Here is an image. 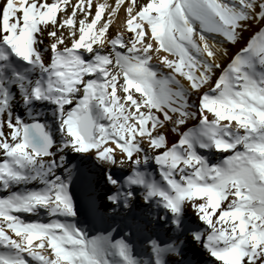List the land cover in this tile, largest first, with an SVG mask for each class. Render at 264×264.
<instances>
[{"label": "bare ground", "instance_id": "obj_1", "mask_svg": "<svg viewBox=\"0 0 264 264\" xmlns=\"http://www.w3.org/2000/svg\"><path fill=\"white\" fill-rule=\"evenodd\" d=\"M83 1L0 0L5 76L0 88V264L15 258L47 264L46 253L26 252L21 245L30 229L50 232L56 222L57 206L46 203L47 182L58 177L60 192L85 176L108 178L110 188L103 184L101 189H108L103 203L116 219L106 228L117 231L112 235L127 255H133L134 245L123 241L120 218L144 189L150 199L145 197L148 203L138 216L171 264H258L264 240L242 219L235 199L215 190L229 172L257 165L250 188L264 196V92L253 85H264V32L256 34L264 24V0L189 5L187 27L176 37L181 51L176 67L174 54L163 52L157 38L144 48L152 38L150 17L158 11L164 16L171 0H117L115 6V0H92L87 8ZM74 3L81 5L73 9ZM66 50L72 53L63 54ZM153 56L151 65L168 86L154 116L148 109L141 115L156 126L146 123L142 131L131 127L121 133L120 116L108 99L110 87L126 76L138 79L136 72ZM121 64L124 70L115 72ZM121 91L119 98L126 94ZM142 101L136 98L134 104ZM86 112L95 123L89 142L80 141L76 129L77 118ZM36 118L46 121L53 140L46 155L23 142L24 125ZM10 160L13 170L6 167ZM238 183L230 182V194ZM96 196L79 186L74 208L92 217L101 210ZM9 218L23 220L26 234L7 230ZM104 221L99 215L97 222ZM255 222L262 225V219Z\"/></svg>", "mask_w": 264, "mask_h": 264}, {"label": "rangeland", "instance_id": "obj_2", "mask_svg": "<svg viewBox=\"0 0 264 264\" xmlns=\"http://www.w3.org/2000/svg\"><path fill=\"white\" fill-rule=\"evenodd\" d=\"M91 1L92 0H84L82 3L83 7L87 8ZM102 1L109 2V0ZM145 1L141 5V8H145V6L148 4V1L147 4ZM116 2L117 0H115L114 6L116 5ZM80 5L81 4L74 3L72 8L75 9L76 7H80ZM189 5L196 7L199 6L200 3L199 0H171V3L168 5V10L165 12L164 16H161L158 11L156 13V17H150L152 21V38H150L149 41L146 42L144 48L145 50H147V48L150 47L152 42L157 38L162 45L163 52L165 50L174 54V67L178 65V58L181 55L180 46L178 41L176 40V37L178 31H183L187 27L184 19V11ZM7 9L11 10L13 8L11 6H7ZM22 11L23 7L14 9V12L17 13H21ZM263 32L264 24L263 26L261 25V27H259L256 34H259L258 36H261ZM7 37L8 35L5 38L7 39ZM259 39L261 40V42L263 41V37H260ZM68 51L72 53L71 50L62 52L63 54H69ZM82 54L83 53L80 52V55ZM62 57L64 56L61 55V59ZM152 59H154V56L153 58L151 57L147 59L145 64L136 72L135 76L139 74L138 79L136 77L135 80H131L126 76L124 77L125 81L123 83H115L110 87L111 91L109 90L110 92H108V99L109 101H111L112 108H116V114L120 116L121 122L119 124V131L121 133L124 132L123 130H128L131 127H136L135 132H139V130L142 131L146 123L153 124V128L156 126L155 123L150 120V118L145 117L144 119V117L141 115V111L144 109H148V116L153 117L158 100L162 98L163 89L167 87L168 84L167 80L159 78L158 72L155 71V68L151 65ZM115 69V72H117L118 70H124V67L121 64L118 67L116 66ZM139 79L141 81L138 83L137 81ZM253 85L254 89H259L264 92V85H261L259 83H254ZM121 89H124L126 94H122L119 98L118 95L122 93ZM135 97L143 98V101L134 104V101L136 99ZM126 107H128L127 110ZM134 110L137 112H135ZM88 114L89 113L86 112L80 115L76 120L77 133L80 135V141L82 140L83 142H86V140L80 133L79 123L83 118H86ZM44 118L46 119V116ZM44 122L46 121L40 118H36L35 120L26 123L23 127V142L25 143L26 147L28 146L27 148L29 150H32L38 155L46 154L37 151L35 148L31 147L28 142H26L25 128L27 126L39 127V125H41L45 129V133L48 134ZM117 123L119 122L117 121ZM50 139L52 147L53 140L52 138ZM10 162L13 163L12 160H10ZM9 167L10 166H8V168ZM256 167L257 165H250L244 172H229L228 177L222 179L217 190L215 191L222 196H225L226 198L231 197V199H235V201H233L235 204V208L241 210L242 219L248 224H252L254 227H256L252 231V233L257 234L259 240H264V227H262V225H264V212L260 215L255 212L256 208L264 207V196L260 193L253 192L250 188L252 176L256 170ZM107 179L108 178L106 176L103 178L96 176L89 178L88 176H85L83 181L79 182V184L77 182L72 183V185L77 184L78 188L79 186L82 189L86 188L87 194H95L97 195L96 197L100 198V202L98 203L97 207H100L101 210H95V213L94 215H92V217L90 213H88V211L82 210L77 207L74 208L76 203V198L74 196L79 192V189L75 192L71 190V193L70 187L66 186L62 188L60 192H58V177L47 182L50 190L47 194L48 197H46V203H53L55 204V206H57L58 210L57 208L56 210L58 216L55 218L56 222L52 225L50 232H43L40 229H38L39 231L35 229H30L28 231L26 241L21 244L24 247V251L36 254L43 251L44 253H46L47 264H171V261L166 256H162L158 252L155 244L150 239V236L146 234V232H148L147 221L139 218L138 216L139 210L136 209L140 205L143 207V198L145 200V197H147V201L148 199H150L145 195L146 192L144 189H140L136 193L135 199L131 202L130 209L126 212L125 216L120 218V234L122 235L123 241H131L133 243V255H127L128 250L126 247H124L122 241H120L118 238L113 237L112 233H115L117 231L113 230L112 227H109L108 229L106 228V222L116 219L112 215L113 210L110 209L106 202L103 203L106 200L105 196L108 193V189H103L104 192H101L102 185L105 184L106 188H110V185H106ZM237 180L240 181V183H238L240 187L237 190L235 186L234 189L231 190L236 189L237 191L233 194H230L228 191L231 188L229 184L230 182H235ZM239 196L247 198L245 200H242ZM56 201L59 204L56 203ZM60 201L62 202L60 203ZM66 202H68L72 207H69L68 203ZM147 203L144 205L143 209L145 208ZM174 203L180 208L183 207L182 200L175 199ZM59 205L62 206L60 207ZM90 207H93V205H91ZM228 210L229 209H227L226 211ZM248 213H250L251 216H248ZM99 215L105 220V223H102V225L97 222ZM217 218V221L220 222L222 216H218ZM9 219L6 222L8 226L7 224L5 226L7 230H12V233H17L18 236H23L26 234V226L24 225L23 220L16 221L13 218ZM261 219L262 225L256 224L255 221H260ZM13 223H18L19 227L14 228ZM240 245L242 248L244 246L243 249L246 250L243 241L240 243ZM258 255L255 258V260H258L256 261V263L264 264V252L261 254V256L260 254ZM11 263L26 264V260L24 258H15L12 259Z\"/></svg>", "mask_w": 264, "mask_h": 264}, {"label": "water", "instance_id": "obj_3", "mask_svg": "<svg viewBox=\"0 0 264 264\" xmlns=\"http://www.w3.org/2000/svg\"><path fill=\"white\" fill-rule=\"evenodd\" d=\"M92 117L90 114L83 118L79 123L80 133L84 136L86 142H89L94 135L95 125L93 123ZM26 132V142H28L31 147L35 148L37 151L48 154L51 148V139L48 134L45 133L43 126L39 127L27 126L25 128ZM257 214H262L264 212V207H259L255 209Z\"/></svg>", "mask_w": 264, "mask_h": 264}]
</instances>
